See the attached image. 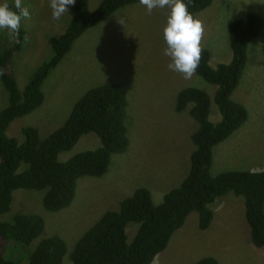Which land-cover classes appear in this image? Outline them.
Listing matches in <instances>:
<instances>
[{
	"label": "rangeland",
	"instance_id": "374dc122",
	"mask_svg": "<svg viewBox=\"0 0 264 264\" xmlns=\"http://www.w3.org/2000/svg\"><path fill=\"white\" fill-rule=\"evenodd\" d=\"M86 1L95 9L101 0ZM8 2L14 6V0ZM22 5L29 8L31 18L21 21L20 28L26 36L21 49L13 53L7 65L19 90L24 89L36 68L50 57L48 36L63 32L72 15L69 6V13L59 20L53 19L50 0H22ZM169 12L170 8L165 7L155 8L149 14L147 8L136 4L118 10L84 32L43 81L42 103L31 114L12 122L11 135L22 138L21 126H33L44 138L60 127V121L61 125L64 123L73 104L87 89L127 81L129 147L124 153L112 156L104 176L78 178L72 203L56 212L43 207V190L12 192L10 209L0 219L16 213L38 214L45 222L39 236L29 245L19 247V264H28V253L40 239L53 234L61 236L66 243L62 264H72L68 255L74 243L104 211L117 209L119 202L138 187L149 189L153 203L159 204L167 191L180 184L188 173L194 150L190 135L198 127L189 114L191 104L179 112L174 109L180 89L193 86L206 91L211 100L209 120L213 123L220 120L213 101L217 86L196 74L184 79L181 73L168 68L171 58L164 54L167 44L162 34ZM251 12L262 16V29L248 44L246 65L232 94V99L246 107L248 117L212 148L211 175L264 168V0H212L196 15L204 25L201 48L209 51V64L216 67L228 63L232 57L228 20L245 19ZM12 40L16 38H10L7 29H0L2 45L9 46ZM6 103L7 92L0 82V109ZM97 141L93 133L84 135L71 150L61 153L60 158L93 148ZM210 207L213 217L206 229L198 227L195 211L189 213L151 264H188L205 256H213L219 264H264V246L257 248L250 240L242 197L229 192L217 197ZM137 228L138 223H127L128 243Z\"/></svg>",
	"mask_w": 264,
	"mask_h": 264
},
{
	"label": "trees",
	"instance_id": "16d2710c",
	"mask_svg": "<svg viewBox=\"0 0 264 264\" xmlns=\"http://www.w3.org/2000/svg\"><path fill=\"white\" fill-rule=\"evenodd\" d=\"M211 1L191 0L189 3L185 0V3L196 16ZM136 4L146 7L140 0H101L91 9L86 0H76L63 32L48 36L50 57L36 68L23 90H19L14 77L8 73L7 65L13 53L21 49L26 32L20 28L19 36L9 46L0 42V68L5 69L0 82L7 92V103L0 109V217L9 211L12 192L16 189L43 190L42 204L48 211L68 207L75 198L78 178L102 177L110 168L112 156L128 149L127 81L124 84L103 83L87 89L73 104L64 124L44 138L33 126H21L22 138L13 136L10 126L13 121H19L15 118L31 114L42 103L43 81L84 31L118 10ZM227 29L231 60L212 67L209 51L202 48V58L195 72L217 86L213 101L220 120L216 123L209 120L211 100L203 89L186 86L176 96L175 111L191 104L189 114L198 124L190 135L194 150L187 175L177 187L164 194L159 204L153 203L149 189L138 187L119 202L117 209L104 211L74 243L68 255L72 264H151L189 213L195 211L198 227L206 229L213 217L210 206L217 197L229 192L243 199L252 245L264 246V168L254 172L209 173L212 148L247 120L246 107L232 99V94L246 65L248 44L262 29V16L251 12L245 19L231 18ZM89 133L98 139L93 148L60 158L61 153L71 150ZM130 221L138 223V228L128 243L126 225ZM44 225L43 217L38 214L16 213L0 219V264H19V247L29 245ZM66 250L64 239L53 234L38 241L28 253L27 262L62 264ZM188 264L219 262L213 256H205Z\"/></svg>",
	"mask_w": 264,
	"mask_h": 264
},
{
	"label": "clouds",
	"instance_id": "9594fccd",
	"mask_svg": "<svg viewBox=\"0 0 264 264\" xmlns=\"http://www.w3.org/2000/svg\"><path fill=\"white\" fill-rule=\"evenodd\" d=\"M75 2L76 0H50L53 19L59 20L65 13H69V6H74ZM140 3L146 6L144 8H147L149 14L155 8H170L162 34L167 44L164 54L171 58L168 68L181 73L184 79H191L202 58L203 21L188 10V4L185 3V0H140ZM30 18L29 8L22 5V0H14V6L9 4L8 0H3L0 3V29H7L10 38H17L21 21ZM120 23H123V20H120ZM99 24L100 22L86 31ZM4 73L5 69L0 68V76ZM58 125L62 126L61 121Z\"/></svg>",
	"mask_w": 264,
	"mask_h": 264
}]
</instances>
